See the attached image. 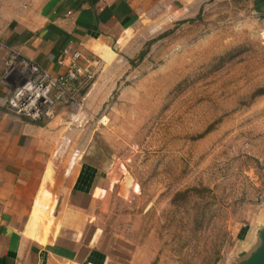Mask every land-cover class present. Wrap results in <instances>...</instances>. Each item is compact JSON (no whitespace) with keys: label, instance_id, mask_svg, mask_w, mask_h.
<instances>
[{"label":"rangeland","instance_id":"obj_1","mask_svg":"<svg viewBox=\"0 0 264 264\" xmlns=\"http://www.w3.org/2000/svg\"><path fill=\"white\" fill-rule=\"evenodd\" d=\"M111 48L58 107L97 227L137 264H231L264 217V6L153 0Z\"/></svg>","mask_w":264,"mask_h":264},{"label":"crops","instance_id":"obj_2","mask_svg":"<svg viewBox=\"0 0 264 264\" xmlns=\"http://www.w3.org/2000/svg\"><path fill=\"white\" fill-rule=\"evenodd\" d=\"M152 2L0 0V77L13 51L54 74L67 70L66 49L98 68ZM9 91L0 82V264H137L139 246L109 244L97 227L94 170L68 152L74 128L61 113L46 123L19 116Z\"/></svg>","mask_w":264,"mask_h":264},{"label":"built area","instance_id":"obj_3","mask_svg":"<svg viewBox=\"0 0 264 264\" xmlns=\"http://www.w3.org/2000/svg\"><path fill=\"white\" fill-rule=\"evenodd\" d=\"M89 62L84 61L79 50L66 49L59 63L67 65V70L54 74L13 51L0 77V82L10 88L4 102L28 120H52L60 105L66 108L82 105V94L94 84L98 73L96 65Z\"/></svg>","mask_w":264,"mask_h":264},{"label":"water","instance_id":"obj_4","mask_svg":"<svg viewBox=\"0 0 264 264\" xmlns=\"http://www.w3.org/2000/svg\"><path fill=\"white\" fill-rule=\"evenodd\" d=\"M231 264H264V217L248 230V235L239 244Z\"/></svg>","mask_w":264,"mask_h":264},{"label":"trees","instance_id":"obj_5","mask_svg":"<svg viewBox=\"0 0 264 264\" xmlns=\"http://www.w3.org/2000/svg\"><path fill=\"white\" fill-rule=\"evenodd\" d=\"M263 6H264V0H255V7L257 10H262ZM220 259L221 257L218 253L216 258L214 259V264H217Z\"/></svg>","mask_w":264,"mask_h":264},{"label":"bare ground","instance_id":"obj_6","mask_svg":"<svg viewBox=\"0 0 264 264\" xmlns=\"http://www.w3.org/2000/svg\"><path fill=\"white\" fill-rule=\"evenodd\" d=\"M77 116H78V115H77ZM77 116H76V118H77ZM76 118H75V119H76ZM74 121H75V120H74Z\"/></svg>","mask_w":264,"mask_h":264}]
</instances>
